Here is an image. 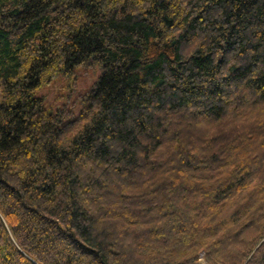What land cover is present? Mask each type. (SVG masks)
Instances as JSON below:
<instances>
[{"label": "trees", "instance_id": "16d2710c", "mask_svg": "<svg viewBox=\"0 0 264 264\" xmlns=\"http://www.w3.org/2000/svg\"><path fill=\"white\" fill-rule=\"evenodd\" d=\"M0 264H264V0H0Z\"/></svg>", "mask_w": 264, "mask_h": 264}, {"label": "rangeland", "instance_id": "374dc122", "mask_svg": "<svg viewBox=\"0 0 264 264\" xmlns=\"http://www.w3.org/2000/svg\"><path fill=\"white\" fill-rule=\"evenodd\" d=\"M100 72L101 68L94 63L76 66L66 74L60 73L49 84L41 86L36 94L44 96L47 108L55 109L66 105L76 114L81 108L78 95L90 87Z\"/></svg>", "mask_w": 264, "mask_h": 264}, {"label": "bare ground", "instance_id": "6f19581e", "mask_svg": "<svg viewBox=\"0 0 264 264\" xmlns=\"http://www.w3.org/2000/svg\"><path fill=\"white\" fill-rule=\"evenodd\" d=\"M102 148V147H101Z\"/></svg>", "mask_w": 264, "mask_h": 264}]
</instances>
